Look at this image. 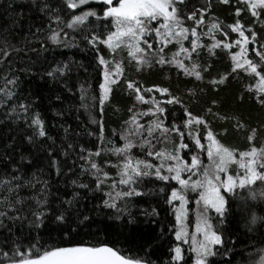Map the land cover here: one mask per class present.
<instances>
[{
  "label": "trees",
  "instance_id": "obj_1",
  "mask_svg": "<svg viewBox=\"0 0 264 264\" xmlns=\"http://www.w3.org/2000/svg\"><path fill=\"white\" fill-rule=\"evenodd\" d=\"M9 4L16 13H23V31L17 30L18 38H22L29 28L32 32L37 28L43 29L38 39L44 42L43 47L47 50L28 53V55L22 53L23 62L19 58H14L17 68L30 64L31 72H17L20 84L13 89L16 98L7 103L0 102V163L8 157L16 161L15 165H7V176L4 175L5 168L0 167V180L10 179L13 167H17L20 170L16 174L23 175L24 179H31L34 185L20 192L21 196L34 197V199L28 200L22 207L17 205L16 207L20 208L19 212L0 206V210H7L10 216L20 217L17 220L0 218L2 221L0 264L11 263L9 258L12 257L13 249L17 245L25 253H28L31 245H36L32 252L39 254L45 248L68 247L75 244H107L128 256L145 257L155 264H169L172 255L170 249L178 244V241L172 230L176 223L174 216L176 206L168 205L166 200L171 187H179L175 181H172L171 185H166L165 182L158 181L154 177L145 178V182L138 188L144 195L130 198L127 204L128 212L137 220L136 224L128 223L131 217L127 214L103 207V200L108 199L105 193L111 192L115 196V193L124 187L118 186L115 190L110 187L112 178L118 179L117 169L109 167L106 162L112 164L118 162L111 149L123 143L120 136L124 130V121L129 118L128 109L132 107L134 97L129 95L126 84L122 82L114 89L109 101L103 106L100 105L99 82L103 78L104 69L99 65L97 56L99 54L106 60H111L115 55V59L123 60L126 66L124 81H139L144 87L153 85L167 87L173 96L181 98L183 105L191 108L194 115L203 114L204 110L212 105V101L216 100L217 104L213 106V112L229 119L217 120L207 116V120L212 130L218 134L221 143L236 149L237 152L250 147L247 137L253 128L262 129L255 141L256 145L259 146L264 142V107L260 105L254 93L246 90L253 81L241 72L233 74L226 84L219 88H213L208 83L219 74L228 73L232 67L227 51L222 49H216V54L212 56H209L207 49L201 53L199 62L212 65L211 73L206 74L203 81L186 77L174 65L157 64L151 70L145 68L143 72L137 73L134 66H127L126 51L114 54L106 46L98 44V53L83 40L84 35L105 32V25L111 24L110 20L103 18L102 6L97 3H90L87 7L100 12V18L90 17L81 26L83 31H74L64 28V24L59 25V28H63L68 33L66 37L61 35L60 45H53L46 39L50 35L49 28L59 30L56 23L50 24L52 13L55 12L66 23L71 19V14L78 15L79 11L68 9L65 0H0V24H3L4 19H7L11 12L8 9ZM45 5L49 11H41ZM186 5L185 12L199 9L201 6L207 7L206 25L210 19H218L225 25L232 24L237 19L235 16L237 0H231L230 5L222 4L220 0H186ZM239 6L245 7L243 4ZM83 10L85 6L80 7V11ZM239 19L246 28L250 26L258 32V43H264V29L261 27V22L254 23V18L246 10ZM185 26H193V22L188 21ZM200 31L207 32V27L201 28ZM216 38L224 39L220 34H217ZM28 39L33 41L31 47L42 48L32 36ZM231 39H237L236 34H233ZM202 42L212 43L206 36L202 37ZM178 47V45H169L165 55L170 58ZM251 55L254 53H250ZM33 61L35 63H32ZM65 64L68 65V70L64 75L57 74L55 79L46 75L47 71L58 66L63 67ZM2 77L3 73H0V87L3 86ZM192 89L197 90L199 103H189L188 93ZM200 89H203V93L199 92ZM2 95L0 93V97ZM148 96L159 100L161 106L166 108V114L160 115V119L166 124L173 122V115L178 118L183 117L180 104L165 105L163 102L167 97L160 93L154 92ZM20 102L30 105L28 111L17 108L18 116L6 119L5 113ZM147 110L148 106L145 104L138 103L136 106L138 112ZM36 114H39L44 122L47 137L51 139L35 135L34 141L29 143L27 137L33 136L35 128L30 126L31 120ZM150 119L156 117L151 115L141 117V123L146 125ZM237 120L243 127H236ZM176 123H182V119H177ZM176 140L178 142V138ZM167 147L170 150L172 143L169 142ZM97 150L101 151L100 156L89 157V153H95ZM196 151L198 150L193 148V152ZM191 154L187 151L181 153L185 158ZM133 155L144 158V153L139 148L134 150ZM81 156L96 161L104 171L108 172L109 179L104 181L100 189H97L92 172L85 171L89 165L87 160L81 159ZM22 157L24 159L21 162ZM201 158L204 163L208 162L206 154ZM154 163L158 164L159 161ZM230 173L235 176L237 167L233 165ZM73 180L76 184L72 183ZM44 181H47V185H44ZM80 184H88L89 188H80ZM162 187L165 188V193H161ZM251 187L256 191L255 200L251 199L248 188H237L235 195L224 194L228 203L223 224L220 223L216 213L213 211L208 213L217 231L223 233L228 247H232L235 242V254L229 257L232 264H247L245 251L252 252L253 246L256 249L264 247V223L258 221L255 226H251L252 230H249V220L253 213L258 217H264V199L259 195L264 190V185L258 182ZM76 193L79 195L69 208V205L63 202L72 200ZM191 193H188V197L193 201L189 196ZM45 200L47 205L37 204V201ZM117 204L120 208L125 207L124 201L117 200ZM153 208L156 209L157 215H144L145 212L151 213ZM65 209H68L66 221L57 222L55 215ZM37 210L44 211L45 215L41 221L34 222L32 211ZM117 215L121 218L116 219ZM83 216H88L89 219L80 223ZM3 252H7L9 258H5ZM183 253L188 264H192V259L189 258L192 257L191 252L184 248ZM210 259L215 261V264H223L221 256Z\"/></svg>",
  "mask_w": 264,
  "mask_h": 264
},
{
  "label": "snow or ice",
  "instance_id": "obj_2",
  "mask_svg": "<svg viewBox=\"0 0 264 264\" xmlns=\"http://www.w3.org/2000/svg\"><path fill=\"white\" fill-rule=\"evenodd\" d=\"M102 6V16L105 20H110L111 24L105 25V32L92 35H84L83 40L96 49L99 53L98 44L106 46L112 53L127 52V66H134L137 73L143 72L145 68L151 70L155 65H174L182 71L186 77H193L196 81H203L206 74L212 71L211 64H201L199 57L207 49L209 56L216 54V49L227 51L231 61V69L228 73L219 74L208 81L213 88H219L225 85L233 74L243 72L252 83L247 86L249 93H254L258 102L264 107V43H258L259 34L252 27H245L239 17L243 11H247L255 22H261L264 29V0H237L235 16L237 19L232 24H223L218 19H210L205 24V12L207 7L201 6L199 9L184 11L186 0H95ZM224 5H230L231 0H220ZM68 9L79 11V14H71V19L66 23L55 12L50 17V24L56 23L58 28L64 24V28L70 30L83 31L81 26L88 21L90 17L100 18V12L96 9L87 7L90 0H65ZM245 7L241 8L239 5ZM80 6H85V10L80 11ZM23 7V5H19ZM11 10L7 19L0 24V73H3V86L0 87V102L7 103L16 98L14 88L19 87L20 77L17 72L30 73L31 65L25 64L23 68H17L16 59L23 62L21 54L37 53L46 51L43 47L44 42L38 39L39 33L43 29L37 28L35 32L29 28L28 32L22 38H18L17 30L23 31L22 20L23 13H16L12 5H8ZM41 11H49L47 5L41 8ZM199 15V18L197 16ZM193 22V26L186 27V22ZM11 25V26H9ZM207 27V32L200 31ZM50 35L46 37L53 45L61 44V35H68L63 28L59 30L49 28ZM220 34L224 39H217ZM236 34L237 39L232 40L231 36ZM32 36L35 42L42 45L41 49L31 47ZM208 37L212 43L202 42V37ZM187 42V45H186ZM169 45H178V50L172 53L169 58L165 55ZM256 45V47H253ZM65 46H67L65 42ZM238 49V50H237ZM250 53L254 55L250 56ZM99 65L103 66L102 80L99 82L100 96L99 103L103 106L109 101L114 89L119 87L120 83H125L129 90V95L134 97V103L128 109L129 118L124 121V130L120 136L123 143L118 147L111 149L117 157V163L106 162L109 167L117 169V178H112L110 187L115 190L118 186H124L122 190L117 191L115 196L111 192L105 193L108 199L103 200V207L115 209L117 213H124L130 216L128 220L130 225L136 224L137 220L127 210V204L130 198L141 197L143 192L139 191V186L145 182V178L154 177L158 181H163L166 185H171L175 181L179 187L172 186L171 192L167 193L166 203L174 207L175 225L173 227L176 241L188 243L189 251L194 255L189 257L192 264H215L210 258L221 256L223 264H232L229 258L234 255L235 242L232 247H228L223 233L217 231L216 225L212 221L209 212L214 211L223 224V218L226 212L227 199L224 194L235 195L236 189L248 188L251 199H257L256 191L253 187L258 182L264 185V142L259 146L255 141L258 134L262 131L260 128L251 129L247 139L250 147L247 150L237 152L236 149L225 146L218 139V134L212 130L207 116H212L217 120L227 121L229 118L220 116L213 112V106L217 104L216 100L212 105L204 110L203 114L194 115L191 108L183 105L179 96H173L170 89L153 85L144 87L139 81H124L126 66L123 60H116L115 55L111 61L106 60L102 55L97 56ZM32 63H35L33 61ZM68 70V65L56 67L46 72L48 77L56 78L57 74L64 75ZM11 86V88L9 87ZM83 91V89H82ZM160 93L167 98L165 105L180 104L183 109V117L178 118L173 115V122L166 124L160 115L166 114V108L161 106V102L150 93ZM203 93V89L199 90ZM189 103H199L197 90L192 89L188 93ZM83 98V97H82ZM148 106L146 112L136 111L137 104ZM30 105L20 102L14 105L7 113L6 119L17 117V108L28 111ZM155 116L156 119H150L145 125L141 123V117ZM177 119H182V123H176ZM35 126L33 136L27 137L29 143L34 141L35 135L47 137L44 122L39 114L32 117L31 125ZM236 127H243L239 120ZM103 129L101 128V132ZM226 135V131L224 133ZM51 139V137H47ZM178 138V142L176 140ZM172 143L169 150L168 143ZM163 145V147H160ZM69 147H72L69 145ZM136 148L144 153V158L133 155ZM159 148V150H157ZM193 148L198 151L193 152ZM187 151L192 153L185 158L181 153ZM207 156L208 163L205 164L201 158ZM100 156L101 151L89 153L91 156ZM148 158H153L152 160ZM24 157L21 158V162ZM82 160H87L89 168L85 171H91L95 176L97 189H100L105 180L109 179L107 171L96 161L81 156ZM159 161V163H154ZM16 164V161L8 157L0 163V167L5 168L4 175H8L7 165ZM55 164V161H53ZM237 167V174L230 173L232 166ZM19 168L13 167L10 179L0 180V206H6L8 210L19 212L20 208L34 197H24L20 192L29 187H34L31 179H24L23 175H17ZM242 172V174H240ZM47 185V181L43 182ZM76 184V181H72ZM80 188L88 189V184H80ZM43 191V189H42ZM165 193V188L160 189ZM198 193L195 201L197 205H203L202 209L196 211L195 230L188 231L189 204L188 193ZM78 193L73 195L72 200L64 201L72 206L73 201L78 197ZM260 198L264 199V190L260 193ZM117 200L124 201L125 207L120 208ZM37 204L47 205V201H37ZM99 207V206H98ZM66 212L60 211L55 215L57 222L66 221ZM35 218L34 222H39L45 215L44 211H32ZM144 215H157L153 208L151 213L145 212ZM0 218L11 220L20 219L19 216L12 217L7 210H0ZM117 215L116 219H120ZM88 216H83L80 223L87 221ZM264 223V217H258L255 213L249 220L250 228L257 223ZM2 225V221H0ZM39 227V223H37ZM36 245L29 247L28 253L21 251L20 246L13 249V255L9 258L7 252L2 255L9 258L11 264H155L154 261L145 257L128 256L119 249H114L107 244L89 245L75 244L68 247H50L45 248L39 254L33 253L32 249ZM252 252L245 251L247 264H264V247ZM171 261L169 264H188L185 259L182 248L179 244L170 249ZM243 259V257H242Z\"/></svg>",
  "mask_w": 264,
  "mask_h": 264
},
{
  "label": "rangeland",
  "instance_id": "obj_3",
  "mask_svg": "<svg viewBox=\"0 0 264 264\" xmlns=\"http://www.w3.org/2000/svg\"><path fill=\"white\" fill-rule=\"evenodd\" d=\"M77 3H78V0H77ZM90 3L93 4V3H96V2H95V0H90ZM80 7H84V6H80ZM112 59L113 58H111V60ZM111 60H109V61H111ZM205 163L207 164L208 162L206 161ZM240 174H242V172ZM189 196L194 201V202L193 201H190V204H189V205H191V208H190V211H189V213L191 212V214L189 215L190 223L188 224V231L189 232H192V231L195 230V224H196V219H197V217H196V211L198 209H202L203 208V205L202 204L201 205H197L195 203V201H196V199L198 197V193H191V195H189ZM192 202H193V206H192ZM175 206L177 207L178 204H175ZM190 243H191L190 238H189V242L188 243H183L182 241H178V244L181 246L182 251L184 250V248H186L189 251V244ZM191 255L193 256L194 254L191 253Z\"/></svg>",
  "mask_w": 264,
  "mask_h": 264
},
{
  "label": "water",
  "instance_id": "obj_4",
  "mask_svg": "<svg viewBox=\"0 0 264 264\" xmlns=\"http://www.w3.org/2000/svg\"><path fill=\"white\" fill-rule=\"evenodd\" d=\"M4 264H11V263H4Z\"/></svg>",
  "mask_w": 264,
  "mask_h": 264
}]
</instances>
